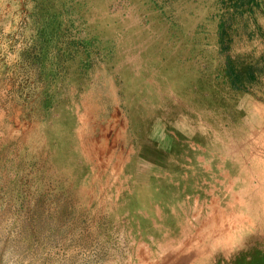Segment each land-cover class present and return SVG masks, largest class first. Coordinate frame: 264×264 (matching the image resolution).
<instances>
[{"label": "rangeland", "instance_id": "374dc122", "mask_svg": "<svg viewBox=\"0 0 264 264\" xmlns=\"http://www.w3.org/2000/svg\"><path fill=\"white\" fill-rule=\"evenodd\" d=\"M16 1L0 0V36ZM166 1L60 0L85 47L59 74L0 58V264H264V0L256 26L246 5L229 20L244 91L217 44L227 0ZM193 142L212 181L180 168ZM185 173L188 189L166 185ZM206 220L221 256L179 258Z\"/></svg>", "mask_w": 264, "mask_h": 264}, {"label": "trees", "instance_id": "16d2710c", "mask_svg": "<svg viewBox=\"0 0 264 264\" xmlns=\"http://www.w3.org/2000/svg\"><path fill=\"white\" fill-rule=\"evenodd\" d=\"M58 1L60 0H20L19 3L17 1L13 3L12 14L7 19L8 25L3 28L0 36V58L5 63V70L9 67L28 70L31 67L38 77L44 73L51 76L47 71L48 67L52 68L51 72L54 74L59 69L60 71L63 69L60 62L62 56L68 54L65 50L85 47L83 41H76L73 37V25H66L62 21L66 4L61 2L59 7ZM158 1L167 3L166 0ZM226 5L227 8L221 15L217 26V44L220 54L225 55L224 75L229 86L232 90L244 91L246 80L251 82L254 75L250 70L241 72L226 55L229 46V20H232L238 13L242 14V8L246 5V11L256 26L253 9L258 7L259 3L257 0H227ZM28 20L37 24L29 36L26 33ZM167 190L171 191L169 188ZM159 197L161 196L155 198ZM239 263L243 264L242 261Z\"/></svg>", "mask_w": 264, "mask_h": 264}, {"label": "crops", "instance_id": "0c3cea01", "mask_svg": "<svg viewBox=\"0 0 264 264\" xmlns=\"http://www.w3.org/2000/svg\"><path fill=\"white\" fill-rule=\"evenodd\" d=\"M193 135H194L193 137H195V134H193ZM193 145L194 146L191 149L190 148H187V146L184 145V147L181 150L182 151L183 158L180 159L181 162H189L190 164H192V166H189V165L186 166L185 165V166H183L184 168L182 166L180 168L182 169V171H184V169H187V171H188L187 173L188 174L191 171H193L194 174L192 176V179L195 180L196 178L202 177V172H203V170H202L203 167L201 166L202 162L199 160L198 157H200V156L203 157L202 155H204V156L206 155V157H207V154L203 153V151L201 150L202 149V146L199 143L193 142ZM207 146L209 148V150H208L209 152L210 151H213V154H211V153L209 154V155H211V158L212 157L214 158L213 159V162H225L224 160H219L218 159V157H217V150L214 149V146H213V144H212L211 141L210 142L208 141ZM195 147L198 149V151H195L196 150ZM211 147H213V148H211ZM189 153H191V154H189ZM167 154L170 155L168 157H172V155H171L172 153H171L170 150L167 152ZM215 158H216V160H215ZM190 169H192V170H190ZM208 169H209L210 172L208 171V173H206V175L203 176L202 178L206 179L207 177H209V181H212L213 176H212L211 173L213 171L214 174L216 175V172L215 171L217 170V165L214 166V169H215V171H214V170H212V163L209 162V168ZM187 173H185V176L184 177L181 176L179 178H176L177 181L176 180L173 181L174 178H172V180L170 181L169 180V177L168 178L165 177V178H167L169 180V181L166 180V181H168L166 183H168L169 185H173V186L183 185L185 189H188L187 187L190 185V182L191 181H190V179L188 180L187 177H189V176L187 175ZM196 175H197V177H196ZM214 181H216V179ZM186 185H188V186H186ZM186 195H187V198L189 197L188 202L191 201L192 196L191 195H188L187 191L185 192V196ZM170 206H172V205H170ZM172 207H174V205ZM207 210H205L204 214H202L201 217H204L206 215ZM206 222H207V224L205 226L204 225L201 226V230H202V233L201 234H203L204 237L202 236V238H199V240L197 241L196 245H194V246L193 245L192 246H186L185 245V247H184V245H183V247L185 248V251L184 252L182 251V252L179 253V255H178V256H180L179 258L186 259V258H190L191 256L192 257H195L194 256L195 251L198 252L197 258H200V257L201 258H203V257L205 258L206 256H210L212 254L213 255V258H215L214 261H216L217 256L218 255L221 256L220 253L217 252V251H219L218 249L215 248L216 250H214V247L212 248L210 245L208 246V244H206V241L211 238V234H212L210 231L207 230V228L210 225H216L214 223L213 224H209V221H207V220H206ZM190 224H191V222H187V225H190ZM192 228H193V226L191 224V226L187 227V230L188 231H191ZM215 232H217V231L215 230ZM217 233L219 234V237L218 238H220V239H222L221 238V235H225V234H222L219 231ZM218 238H216L214 240H217ZM212 243H215V242H212ZM231 246H232L231 241L229 240V237L227 236L226 237V242L224 243L223 248L221 249L222 253H228L229 250L232 248ZM183 247H181L180 249H182ZM199 249H200L201 252H199ZM213 252H215V254H213ZM226 259H228V257H226ZM193 262H194V260H193ZM193 262L191 264H193Z\"/></svg>", "mask_w": 264, "mask_h": 264}, {"label": "bare ground", "instance_id": "6f19581e", "mask_svg": "<svg viewBox=\"0 0 264 264\" xmlns=\"http://www.w3.org/2000/svg\"><path fill=\"white\" fill-rule=\"evenodd\" d=\"M82 121V120H81ZM0 136H1V134H0ZM2 138V137H1ZM92 142V141H91ZM3 143H4V141H3ZM84 167V166H83Z\"/></svg>", "mask_w": 264, "mask_h": 264}]
</instances>
